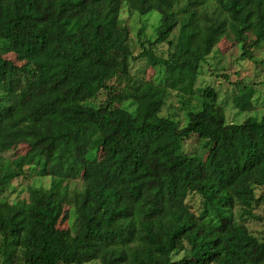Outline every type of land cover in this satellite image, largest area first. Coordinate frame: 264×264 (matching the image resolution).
Instances as JSON below:
<instances>
[{
	"label": "trees",
	"instance_id": "obj_1",
	"mask_svg": "<svg viewBox=\"0 0 264 264\" xmlns=\"http://www.w3.org/2000/svg\"><path fill=\"white\" fill-rule=\"evenodd\" d=\"M135 13L149 14L134 36L157 81L131 71ZM224 35L253 58L264 0H0L1 264H264V237L245 224L264 201V117L226 122L209 86L189 105ZM164 42L167 56L154 51ZM169 90L183 124L161 114ZM253 92L234 106L250 108ZM194 137L204 156L183 149ZM25 166L48 183L11 199Z\"/></svg>",
	"mask_w": 264,
	"mask_h": 264
},
{
	"label": "rangeland",
	"instance_id": "obj_2",
	"mask_svg": "<svg viewBox=\"0 0 264 264\" xmlns=\"http://www.w3.org/2000/svg\"><path fill=\"white\" fill-rule=\"evenodd\" d=\"M156 14V13H154ZM149 14L139 16L132 14L128 23L132 26L133 53L137 58L131 63V71L136 78L157 81L161 77L157 67H153L148 63V54L138 56L141 52L139 43L134 36L135 30L139 25L136 16L141 17L142 20L148 18ZM126 17V14H123ZM146 33H151V25L154 23V18L151 17L146 21ZM155 53L161 56H167L169 52L168 45L164 42L158 44L154 48ZM253 58L241 57V50L237 39L231 35H224L215 45L214 49L206 56L201 63L198 72L194 76V95L190 98V104L193 105L198 102L199 93L201 89L209 86L217 92V103L222 106L226 122H242L248 116H255L257 118L264 117V42L258 47L251 50ZM7 58L13 60V56L6 55ZM14 61V60H13ZM16 61V62H15ZM15 63H20L15 60ZM243 86H252L254 92L252 95V105L246 110H241L234 106L232 97ZM98 101L101 95L97 96ZM161 114L165 116H172L179 120L181 124L185 121V113L182 108L179 97L174 90H169L165 102L161 108ZM194 136V135H192ZM203 140L198 137L187 139L183 143V149L187 152H197L202 156L205 155L203 148ZM27 146L20 144L11 151L4 153L5 157L13 158L15 155L22 154L26 151ZM40 170L36 172L24 167L23 174L14 178L13 189L10 191L11 199H24L28 196V188L34 182L43 179L44 183H48V176H39ZM262 190L257 189V194ZM186 202L190 209L194 212L200 210L201 198L196 193H190ZM257 218L245 219L246 226L256 236L264 237V201L255 204L253 208ZM69 224V210L64 207V211L57 221V226L62 229H67ZM181 255V253H179ZM1 264V259H0ZM87 264H98V262H90Z\"/></svg>",
	"mask_w": 264,
	"mask_h": 264
}]
</instances>
